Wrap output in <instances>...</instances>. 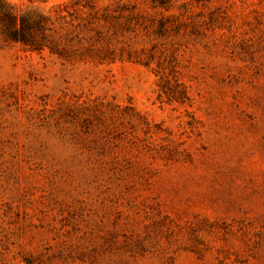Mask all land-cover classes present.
Listing matches in <instances>:
<instances>
[{
  "label": "rangeland",
  "instance_id": "rangeland-1",
  "mask_svg": "<svg viewBox=\"0 0 264 264\" xmlns=\"http://www.w3.org/2000/svg\"><path fill=\"white\" fill-rule=\"evenodd\" d=\"M0 264H264V0H6Z\"/></svg>",
  "mask_w": 264,
  "mask_h": 264
},
{
  "label": "trees",
  "instance_id": "trees-1",
  "mask_svg": "<svg viewBox=\"0 0 264 264\" xmlns=\"http://www.w3.org/2000/svg\"><path fill=\"white\" fill-rule=\"evenodd\" d=\"M48 17L35 9L16 12L13 5L6 0H0V33L14 42H21L41 49L44 46L39 34L46 29Z\"/></svg>",
  "mask_w": 264,
  "mask_h": 264
}]
</instances>
